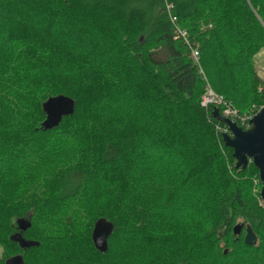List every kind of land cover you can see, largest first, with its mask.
Here are the masks:
<instances>
[{
  "label": "trees",
  "instance_id": "trees-1",
  "mask_svg": "<svg viewBox=\"0 0 264 264\" xmlns=\"http://www.w3.org/2000/svg\"><path fill=\"white\" fill-rule=\"evenodd\" d=\"M263 49L264 0H0V264H264L259 170L202 105L210 86L261 110ZM61 95L75 113L45 130Z\"/></svg>",
  "mask_w": 264,
  "mask_h": 264
},
{
  "label": "water",
  "instance_id": "water-1",
  "mask_svg": "<svg viewBox=\"0 0 264 264\" xmlns=\"http://www.w3.org/2000/svg\"><path fill=\"white\" fill-rule=\"evenodd\" d=\"M76 103L68 96H57L50 98L43 104L46 120L43 123L45 130H52L58 127L64 117L72 116L75 113ZM213 117L219 122L224 123L229 133L223 134L226 147L233 150V157L236 160V169L245 170L252 162L259 170L260 181L262 184L261 198L264 201V108L259 110L250 120V127L244 129L237 123L224 118L218 109H214ZM18 227L22 232L31 227V222L20 220ZM243 225L239 224L234 228L236 235L241 234ZM245 242L248 245L257 244V236L250 226H247ZM114 231V225L106 219H99L94 226L92 233L93 243L101 253H106L109 249V238ZM15 240L20 243L22 248H30L38 244L25 240L22 235L16 236ZM6 264H24L21 256L9 259Z\"/></svg>",
  "mask_w": 264,
  "mask_h": 264
},
{
  "label": "built area",
  "instance_id": "built-area-1",
  "mask_svg": "<svg viewBox=\"0 0 264 264\" xmlns=\"http://www.w3.org/2000/svg\"><path fill=\"white\" fill-rule=\"evenodd\" d=\"M167 9H168L169 15L171 17V21L174 24L175 38L184 41L186 44L190 45V47H191L190 40H189V35H188L187 31L181 29L176 24L177 18L174 17L173 15H171V12H172V9H173V5L168 4ZM191 51H192V58L194 59V61L196 63H198L199 62V52H198V50L192 48ZM202 105L204 107L212 106V107H214V109H218L220 114L224 118L229 119V120H231V121H233L235 123L239 122L240 125H241L240 127L244 128V129H248L250 127V120L254 117L253 114L241 116L239 114L238 110H236L232 106L231 103L226 101L223 96H220L217 93H215L210 88V86L207 87V91L204 94V96L202 97ZM219 130L222 133H229L228 127L225 130H222V129H219ZM260 201H261V205H263L264 201L261 198V193H260Z\"/></svg>",
  "mask_w": 264,
  "mask_h": 264
},
{
  "label": "rangeland",
  "instance_id": "rangeland-1",
  "mask_svg": "<svg viewBox=\"0 0 264 264\" xmlns=\"http://www.w3.org/2000/svg\"><path fill=\"white\" fill-rule=\"evenodd\" d=\"M255 68H256V71L259 75V77L264 81V49L261 51L260 54H258L255 58ZM258 108L256 107H253L250 111H248V114H251L252 112H254L255 110H257ZM247 115V114H246ZM236 163V162H235ZM254 183L257 184L258 181L255 179L254 180ZM262 188V187H261ZM262 190V189H261ZM261 190H259V187H255L254 188V193L255 194H258ZM261 193V192H260ZM243 223V220L240 218L238 220V223L237 225L239 224H242ZM236 225V226H237ZM246 236V235H245ZM257 244H258V241H257ZM6 252L5 248L0 245V259H3L4 258V253ZM8 254V253H7Z\"/></svg>",
  "mask_w": 264,
  "mask_h": 264
},
{
  "label": "crops",
  "instance_id": "crops-1",
  "mask_svg": "<svg viewBox=\"0 0 264 264\" xmlns=\"http://www.w3.org/2000/svg\"><path fill=\"white\" fill-rule=\"evenodd\" d=\"M260 53H261V52H260ZM260 53H259V54H260Z\"/></svg>",
  "mask_w": 264,
  "mask_h": 264
}]
</instances>
